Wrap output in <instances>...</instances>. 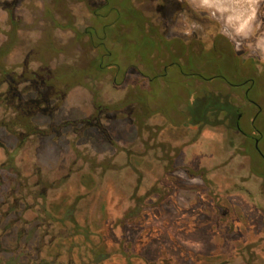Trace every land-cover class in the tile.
Segmentation results:
<instances>
[{
  "label": "rangeland",
  "instance_id": "obj_1",
  "mask_svg": "<svg viewBox=\"0 0 264 264\" xmlns=\"http://www.w3.org/2000/svg\"><path fill=\"white\" fill-rule=\"evenodd\" d=\"M140 1L102 7L101 50L103 0H0V83L56 74L31 118L0 86V264H264V115L183 33L220 30L264 84V0Z\"/></svg>",
  "mask_w": 264,
  "mask_h": 264
},
{
  "label": "flooded vegetation",
  "instance_id": "obj_2",
  "mask_svg": "<svg viewBox=\"0 0 264 264\" xmlns=\"http://www.w3.org/2000/svg\"><path fill=\"white\" fill-rule=\"evenodd\" d=\"M136 1L137 3L141 2L140 0ZM207 32L208 31H205V33ZM183 33L184 36H186L185 42L188 43L189 53L191 52V44L197 43L201 46L200 55L204 56L209 51L210 54H213V59L219 57L230 65V69L225 68L221 73H214L210 76H206L201 73L200 76L202 81L220 80L218 81L219 83L228 85L235 92L237 97L242 98L250 106L256 108V112L251 121L254 125H256L254 120L257 117L264 115V104L261 102L259 97L261 94L264 95V84L262 83L263 74L258 71L259 69L256 67L257 63L255 60L246 58L245 54L238 53L235 46L231 44V41L226 40L221 36L222 34H220V30L209 32L212 37L211 40H209V45H207V41L198 40L194 42L191 40L192 30L189 26V22L187 23V27L183 29ZM210 49L212 52H210ZM235 106L237 107L236 109L238 112L237 118L241 120V118L245 115L246 110L244 108L241 109L240 106H237L236 104ZM237 126L242 128L240 124ZM259 143L260 138L256 137L255 145L258 150Z\"/></svg>",
  "mask_w": 264,
  "mask_h": 264
},
{
  "label": "trees",
  "instance_id": "obj_3",
  "mask_svg": "<svg viewBox=\"0 0 264 264\" xmlns=\"http://www.w3.org/2000/svg\"><path fill=\"white\" fill-rule=\"evenodd\" d=\"M108 2V0H103L102 6H100L98 9L95 10L94 14L96 19L102 24V30L100 32L96 31L95 29L89 30L92 36L91 42L95 43L97 42V47L99 49L103 50L105 48V40L107 36L109 35L108 29L112 26H115L117 24V19L113 22L114 24H108L107 21L109 20V17L112 16V14H115L113 10L104 12L102 7ZM12 24V32L16 33L18 31V22L11 19ZM111 25V26H110ZM110 27V28H109ZM14 42V41H13ZM11 42L2 48V52L0 54H6L9 51L13 49L14 43ZM111 52L105 53L110 54ZM98 60V66L100 68H104V63L102 61V56L97 57ZM2 79L1 83L7 84V90L4 94H6V100L10 101V104L14 106L20 114H22L24 117L31 118L34 115H36L38 112L43 111L45 106L44 103H49V99L46 95L48 93V88L50 86V79L54 77L56 74L46 73V72H37V71H31L28 72V74L25 77L22 75L20 79L18 80L15 77V74L12 75L9 72V69H3L2 71ZM29 82L31 85H33V88L31 89V92H36L37 96L34 98L26 97V92L20 88L21 82ZM30 91V90H29ZM13 103V104H12ZM49 105V104H48ZM47 109V108H46ZM33 133H39L37 129L33 130ZM19 137H23V134L20 133Z\"/></svg>",
  "mask_w": 264,
  "mask_h": 264
}]
</instances>
